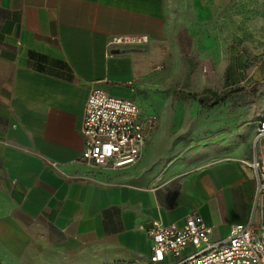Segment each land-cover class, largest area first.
<instances>
[{"label": "crops", "instance_id": "obj_1", "mask_svg": "<svg viewBox=\"0 0 264 264\" xmlns=\"http://www.w3.org/2000/svg\"><path fill=\"white\" fill-rule=\"evenodd\" d=\"M213 1L0 0V264H143L155 221L198 215L212 241L246 222L256 181L244 163L264 154L256 130L181 159L168 146L173 100L193 98L168 69L205 51L199 26ZM141 35L142 46H107ZM220 51L215 40L213 66ZM97 89L156 119L134 165L82 160L83 108Z\"/></svg>", "mask_w": 264, "mask_h": 264}, {"label": "rangeland", "instance_id": "obj_2", "mask_svg": "<svg viewBox=\"0 0 264 264\" xmlns=\"http://www.w3.org/2000/svg\"><path fill=\"white\" fill-rule=\"evenodd\" d=\"M213 2V14L199 26L198 47L205 51H185L182 59L168 69L180 76L173 86L178 95L193 93L192 99L175 98L172 104L177 113L170 119L177 128L168 133V146L179 159L229 144L234 138L243 139L245 128L254 135L256 112L264 105V0ZM215 40H220L221 57L213 66L210 48ZM215 69L221 79L219 86L210 82L217 74ZM195 76H201L207 84L202 88L192 84ZM214 124L221 126L212 127Z\"/></svg>", "mask_w": 264, "mask_h": 264}, {"label": "built area", "instance_id": "obj_3", "mask_svg": "<svg viewBox=\"0 0 264 264\" xmlns=\"http://www.w3.org/2000/svg\"><path fill=\"white\" fill-rule=\"evenodd\" d=\"M146 36H114L107 46H142ZM256 140L264 141V105L256 112ZM156 119H141L129 99L103 90L87 97L82 117V160L115 170L134 165ZM255 176L253 209L245 223L232 225L222 241L210 239V228L190 214L180 225L155 221L147 231L150 253L144 264H264V154L244 163ZM127 264V263H117Z\"/></svg>", "mask_w": 264, "mask_h": 264}]
</instances>
